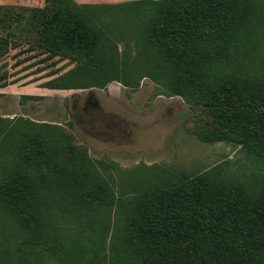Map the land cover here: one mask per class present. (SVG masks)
<instances>
[{
    "label": "trees",
    "instance_id": "trees-1",
    "mask_svg": "<svg viewBox=\"0 0 264 264\" xmlns=\"http://www.w3.org/2000/svg\"><path fill=\"white\" fill-rule=\"evenodd\" d=\"M98 10L73 0H45L42 8L18 13L0 5V60L24 37L33 50L78 62L44 84L51 90L82 88L80 79L101 87L118 80L129 85L121 74L136 71L139 62L140 78H152L219 123L238 110L246 126L215 140L242 146L264 168V78L221 64L237 37L264 39V0L119 5V16L146 38L133 64L97 23L104 14ZM8 78L3 72L0 86L9 85ZM11 125L0 118V155L8 157L0 161L7 167L0 177V264H82L69 237L48 222L45 205L80 216L112 207L113 189L86 157L75 163L67 136ZM128 212L121 242L98 264H264V177L204 174L186 181L165 172L131 199Z\"/></svg>",
    "mask_w": 264,
    "mask_h": 264
},
{
    "label": "rangeland",
    "instance_id": "rangeland-1",
    "mask_svg": "<svg viewBox=\"0 0 264 264\" xmlns=\"http://www.w3.org/2000/svg\"><path fill=\"white\" fill-rule=\"evenodd\" d=\"M0 5L18 13L24 7L42 8L45 0H0ZM119 5L82 6L104 12L97 23L106 27L123 60L133 64L146 38L119 16L115 10ZM260 39L237 37L221 64L264 78V39ZM19 41L21 44L10 47L0 60V75L5 71L9 75V85L0 86V118L10 121L12 128L28 126L67 136L68 151L75 163L86 157L115 193L112 207L80 216L71 209L62 211L57 205H45L48 222L69 237L82 264H98L108 258L110 248L119 245L129 227L131 199L145 192L159 174L171 173L186 181L204 174L247 181L264 177V168L248 156L245 148L215 140L221 133L246 126L247 120L238 110L233 108L232 117L219 123L202 107L165 93L152 78H140L139 62L133 64L136 71L125 69L120 73L129 85L118 80L101 87L80 79L82 88L47 89L43 87L46 82L69 72L78 62L33 50L24 37ZM89 100L92 104L87 106ZM6 158V154L0 155V161ZM1 164L0 177L7 169ZM12 229L8 227L6 233L15 239Z\"/></svg>",
    "mask_w": 264,
    "mask_h": 264
},
{
    "label": "crops",
    "instance_id": "crops-1",
    "mask_svg": "<svg viewBox=\"0 0 264 264\" xmlns=\"http://www.w3.org/2000/svg\"><path fill=\"white\" fill-rule=\"evenodd\" d=\"M79 5H91V4H125L129 2H136L142 0H73Z\"/></svg>",
    "mask_w": 264,
    "mask_h": 264
},
{
    "label": "flooded vegetation",
    "instance_id": "flooded-vegetation-1",
    "mask_svg": "<svg viewBox=\"0 0 264 264\" xmlns=\"http://www.w3.org/2000/svg\"><path fill=\"white\" fill-rule=\"evenodd\" d=\"M91 104H92V103H91L90 100H89V103H87V106H88V105H91ZM76 117L79 118L80 115H77Z\"/></svg>",
    "mask_w": 264,
    "mask_h": 264
}]
</instances>
